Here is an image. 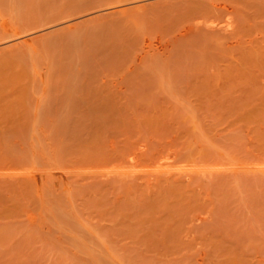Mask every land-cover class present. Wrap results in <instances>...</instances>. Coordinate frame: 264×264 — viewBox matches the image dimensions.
Here are the masks:
<instances>
[{
	"label": "rangeland",
	"instance_id": "rangeland-1",
	"mask_svg": "<svg viewBox=\"0 0 264 264\" xmlns=\"http://www.w3.org/2000/svg\"><path fill=\"white\" fill-rule=\"evenodd\" d=\"M0 264H264V0H0Z\"/></svg>",
	"mask_w": 264,
	"mask_h": 264
},
{
	"label": "bare ground",
	"instance_id": "bare-ground-1",
	"mask_svg": "<svg viewBox=\"0 0 264 264\" xmlns=\"http://www.w3.org/2000/svg\"><path fill=\"white\" fill-rule=\"evenodd\" d=\"M131 157H134V156H131ZM167 157H169V156H167ZM134 158H135V157H134ZM134 158H132V160H133ZM165 158H166V157H165ZM161 159H162V157H161ZM161 159H159V160H161ZM163 159H164V158H163ZM163 159H162V160H163ZM128 161H129V162H128ZM157 161H158V160H157ZM163 161H164V162H161L160 164H159V161H158V163L155 162V163H152V164H155V165H156V163L159 164V166H158V167H159L158 172H161L160 169L162 170V172H163V170L165 169L164 171H165V173H166V172H167L166 169H167L168 171H170V169H168V167H169L170 165L168 164V160H163ZM124 162H125V161H124ZM124 162H123V164L126 163V162H125V163H124ZM127 162H128V164H129V163L131 162V160L128 159ZM133 162H134V160H133ZM121 164H122V163H121ZM121 164H120V166L123 167V168L121 169L120 167H118V168H120V170L118 169L120 172H121V170L124 171V168H126V170H127V168L130 167V172H131V174H134V172L132 173V171L134 170V168H133V169L131 168V167H134V166H132L134 163L129 164V166H126V165H125V166H122ZM150 164H151V163H150ZM150 164H149V165H150ZM118 165H119V164H118ZM134 165H136V164H134ZM188 165H189V164H188ZM188 165H187V166H188ZM259 165H260V164H259ZM152 166H153V165H152ZM156 166H157V165H156ZM156 166H155V168H156ZM182 166H184V165H182ZM187 166H184V168L187 167ZM136 167H138V166H136ZM136 167H135V169H136L135 172L137 173V170L139 171L140 169H138V168H136ZM145 167H147V166H145ZM174 167H176L175 164H174ZM174 167H173V168H174ZM177 167H178V166H177ZM260 167H261V166H260ZM116 168H117V167H116ZM148 168H150V166H148ZM151 168H153V171H154V169H155L154 166L151 167ZM185 169H186V170H185ZM185 169H183V170H185L184 172H186V171L188 172V170L191 169V168H190V167H189V168L187 167V168H185ZM187 169H188V170H187ZM126 170H125V172H126ZM155 170H157V168H156ZM172 170L175 172V170L177 171L178 169L176 168V169H172ZM191 170H192V169H191ZM127 171H128V172H127L126 174L129 173V170H127ZM189 171H190V170H189ZM154 172H155V171H154ZM156 172H157V171H156ZM158 172H157V173H158ZM178 172H179V171H178ZM184 172H182V174H183ZM187 172L184 173V175L187 174ZM42 173H43V172H42ZM51 173H52V172H51ZM168 173H169V172H168ZM175 173H176V172H175ZM43 174H44V173H43ZM45 174H47V176H48V175L50 176V173H47V172H46ZM53 174H55V173H53ZM131 174H129V175H131ZM171 174H172V173H171ZM55 175H56V174H55ZM45 176H46V175H45ZM52 177H53V175H52Z\"/></svg>",
	"mask_w": 264,
	"mask_h": 264
}]
</instances>
